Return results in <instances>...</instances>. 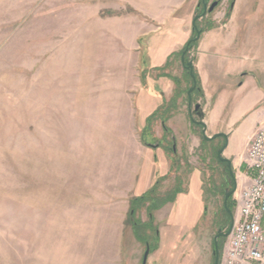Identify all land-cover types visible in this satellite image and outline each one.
Returning a JSON list of instances; mask_svg holds the SVG:
<instances>
[{
    "label": "rangeland",
    "instance_id": "obj_1",
    "mask_svg": "<svg viewBox=\"0 0 264 264\" xmlns=\"http://www.w3.org/2000/svg\"><path fill=\"white\" fill-rule=\"evenodd\" d=\"M198 1L181 10L176 0H0V264H140L142 237L154 248L146 264H213L235 176L215 160L224 144L202 142L191 121L197 103L184 118L177 111L192 87L180 52ZM217 1L197 23L211 30L234 17L235 54L218 60L263 79L264 53L237 29L255 16L251 28L263 34L264 0ZM223 85V94L238 93ZM161 150L178 172L157 193L170 195L178 176L184 196L153 212L158 240L148 231L135 238L130 200L157 180ZM145 212L135 213L140 223Z\"/></svg>",
    "mask_w": 264,
    "mask_h": 264
},
{
    "label": "crops",
    "instance_id": "obj_2",
    "mask_svg": "<svg viewBox=\"0 0 264 264\" xmlns=\"http://www.w3.org/2000/svg\"><path fill=\"white\" fill-rule=\"evenodd\" d=\"M176 2L180 5L179 9L182 10L189 3V0H176ZM242 5H247V0H237V8L242 7ZM253 17L250 18L244 15L240 21L243 23L242 25L239 23V29L237 30L238 32L248 31L249 38L253 37L254 48L256 49V46H258L257 51L264 53L260 39L264 32L262 34L260 29L251 28L250 20L256 19L255 16ZM233 19L234 17L231 15L225 21L226 24L223 27L213 28L200 34V39L197 41L196 46L195 60L192 63L193 74L199 80L202 95L199 98H190L191 101L188 98L187 100L185 99V105L183 104V99L180 98V107L177 111L179 112V117L184 118L190 109L189 102H191V105L196 102L200 106L198 118L203 125L201 131L205 128V136L225 135V140L222 137L217 138L221 142L226 143L222 155L225 160L231 162L236 184V180L246 179V168L241 158L246 150L245 146L248 139L253 135L252 133L255 131L259 120H262L264 116V78L258 80L252 71L237 64H231L230 61L218 60V56L221 53L228 57L231 54H235L232 53L233 49L230 47L236 41V32L230 30ZM191 23L189 24L193 28ZM177 24L182 26L183 20H179ZM261 61H264V56H262ZM221 72L226 76L225 78L219 77ZM229 75L234 78H230ZM223 84L228 85V88L234 89L238 93L235 95L223 94L225 90ZM186 85V83L183 85L184 89L188 87ZM211 89L213 90L211 91ZM160 155L162 157L161 165L157 169L161 168V173H159L160 171H155V179L169 176L171 172L176 174L178 168H173L171 156L165 150H161ZM157 162H159L158 157L154 164H158ZM176 177L178 176H175V180ZM150 187H147L144 192H147ZM178 196L183 197L184 194L181 193Z\"/></svg>",
    "mask_w": 264,
    "mask_h": 264
},
{
    "label": "built area",
    "instance_id": "obj_3",
    "mask_svg": "<svg viewBox=\"0 0 264 264\" xmlns=\"http://www.w3.org/2000/svg\"><path fill=\"white\" fill-rule=\"evenodd\" d=\"M252 134L241 158L246 179L234 184V223L219 264H264V116Z\"/></svg>",
    "mask_w": 264,
    "mask_h": 264
},
{
    "label": "trees",
    "instance_id": "obj_4",
    "mask_svg": "<svg viewBox=\"0 0 264 264\" xmlns=\"http://www.w3.org/2000/svg\"><path fill=\"white\" fill-rule=\"evenodd\" d=\"M195 26L202 33L207 31V30H209L211 28L210 27L211 25H210L209 22L206 23L205 28L200 27V24H196V23H195ZM192 31H193V34H194V35H192V37L194 38L195 34H196L195 29L192 28ZM193 38H191V39H193ZM196 45H197V42H193V43H190L188 45V47H187V43H186L185 47H187L188 51L186 52V55H185V60H184L185 62H188L187 61L188 52L190 51L191 48H193ZM185 47H183V50L180 52V55L185 50L184 49ZM187 72L188 71H186L185 73L187 74ZM194 76H195V80H196L195 91L201 92V87L199 86L198 78H197V76L195 74H194ZM162 128H163V131L167 132V129H166V127L164 125H163ZM201 140H202V142H207L203 138ZM175 161H176V158H174L173 161H172L173 162V168L176 169L177 168L176 167L177 162H175ZM163 178L164 177L158 178L155 181V183L152 185V187H150V189L145 194H143L141 197H139L137 199L133 198L132 200H130V208H129V212H128L127 222L129 224L128 226L131 227V231H132V233H133L135 238H138L139 235H143V234H145L146 231H148V232L153 233L155 235L154 238L156 239L157 238V229H156L155 225H153L154 224L153 212L160 210L163 206H165L168 203H174L176 197L179 194L183 193L182 187H180V185H182L181 184V180L179 178H176L175 186H173L174 188L171 190V194L166 196V197L159 196L158 193H157V190H158L157 187H159V185L162 182V180H164ZM230 198H231V196H230ZM230 198L228 199V202H227V208H228L227 210H231V212H232V209H234V207H233L232 202L230 201ZM142 207H145V210H146L145 213H147V216H148V222L145 223V224L144 223H140L139 220L136 218V214H135ZM222 210H223L224 216L227 217L228 216L227 211L224 210V208ZM143 229H144V232H143ZM147 237H149V236H147ZM142 238H143V241H140V242L144 243L145 245L148 244L149 248H150L149 251L151 253L152 250H154V248L152 247V244H150L148 238H146V237H142ZM157 240H158V238H157ZM222 240H224V238H220L218 240V244H219L218 248H219L220 252H221V249H222L221 248L222 247V242H223ZM220 259H221V254H220Z\"/></svg>",
    "mask_w": 264,
    "mask_h": 264
},
{
    "label": "water",
    "instance_id": "obj_5",
    "mask_svg": "<svg viewBox=\"0 0 264 264\" xmlns=\"http://www.w3.org/2000/svg\"><path fill=\"white\" fill-rule=\"evenodd\" d=\"M202 3H203V6H204V10H203V13H202V16H204L208 10V12H212L213 9L217 6V2H214L209 9L206 10V5H205V0H202ZM199 16H195L192 20V27L195 29V37L191 40H189L187 42V47L190 43H193V42H196L199 40L200 38V34H201V31L198 30L195 26V22L198 20ZM187 47H185L184 51L182 52L181 54V64L183 66V68L188 71L187 73L189 74V77L190 79L192 80V87L189 89L187 95H188V99L189 101H191L190 97H191V93L195 90L196 88V80H195V76L193 74V63L191 61L189 62H185V55H186V52L188 51ZM189 106H191V102H189ZM200 109V106L197 104L195 105L194 107V110L195 112H197V110ZM192 122H195V123H198L199 125L203 126L202 123H200V121H197V120H193V118L191 119ZM201 136L203 137L204 140L206 141H211L213 139H216L217 137H222L224 138L225 140V135H222V134H219V135H214L212 137H208V136H205V128L202 129V134ZM226 146V143H224V146L221 147V149L217 152V156H218V160H221L222 162H226L227 163V168H228V172L231 176V178L233 179L234 178V175L233 173L231 172L232 171V168H231V162L229 160H225V158H222L221 155L223 153V150ZM234 184H235V180H234ZM233 184V185H234ZM235 193V185L234 187L231 189V190H226L225 193H224V197H223V207H224V210L227 211L228 215L230 216L231 218V221L230 224H229V227H228V230L226 232H222L221 230L217 232L216 235H214V238H213V264H219L220 263V251H219V248H218V240L220 238H225V237H228L229 233H231V230H232V227H233V221H234V216L232 214V212L230 210H227V202H228V199L230 198V196H233ZM144 254L142 256V261L140 264H146L147 262V259H148V255H149V245L146 244V248L144 249Z\"/></svg>",
    "mask_w": 264,
    "mask_h": 264
},
{
    "label": "flooded vegetation",
    "instance_id": "obj_6",
    "mask_svg": "<svg viewBox=\"0 0 264 264\" xmlns=\"http://www.w3.org/2000/svg\"><path fill=\"white\" fill-rule=\"evenodd\" d=\"M214 2H217V6L215 7V8H217V7L220 5V3H219L217 0H205L206 10L209 9L210 6H211ZM215 8H214V9H215ZM203 10H204V6H203V3H202V0H199L198 3L196 4L195 9H194V11L196 12V15H195V16H199L198 20L195 22L196 24H199V23H197L198 21H201V20L204 21V19H206V17L209 16V15L213 12V11H212V12L209 13L208 10H207L206 14H205L204 16H202ZM200 25H201V24H200ZM185 71H186V70H185ZM187 74H188V73H187ZM191 106H192V105H191ZM191 106H190V109H191ZM197 112H199V111L197 110ZM195 113H196V112H195ZM222 143L224 144V142H222ZM215 153H217V150H215ZM215 160H217V164H218L221 168H222V166H225V170H226V172L228 171L227 163H226V162H222L221 160H218V156H217V158H216ZM227 173H228V172H227ZM224 221H225V223L230 224V222H229V221H231L230 216L228 215L227 217H225Z\"/></svg>",
    "mask_w": 264,
    "mask_h": 264
}]
</instances>
